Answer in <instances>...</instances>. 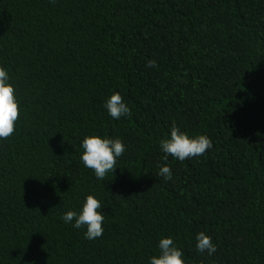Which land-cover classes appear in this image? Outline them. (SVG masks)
I'll list each match as a JSON object with an SVG mask.
<instances>
[{"label": "trees", "instance_id": "trees-1", "mask_svg": "<svg viewBox=\"0 0 264 264\" xmlns=\"http://www.w3.org/2000/svg\"><path fill=\"white\" fill-rule=\"evenodd\" d=\"M0 66L20 104L0 139V264H148L162 237L185 264H264V0H0ZM113 92L130 117L108 115ZM173 122L213 147L169 156L165 182ZM94 133L126 145L104 180L80 159ZM91 194L106 217L90 241L62 216Z\"/></svg>", "mask_w": 264, "mask_h": 264}, {"label": "clouds", "instance_id": "clouds-1", "mask_svg": "<svg viewBox=\"0 0 264 264\" xmlns=\"http://www.w3.org/2000/svg\"><path fill=\"white\" fill-rule=\"evenodd\" d=\"M147 67H158L155 60L147 62ZM104 107L108 115L114 120L122 117H130L131 109L123 100L119 92L113 94L105 101ZM20 117V104L15 92V86L10 82L7 69L0 66V139H7L13 135L16 123ZM259 135V134H258ZM213 147L211 140L206 135H189L173 122L170 134L162 139L159 144L161 159L164 161L159 166L157 175L165 182L173 179V173L168 166V158L184 161L188 158L205 154L206 150ZM80 157L85 168L94 171L98 180H104L106 175L116 170L117 161L126 151V145L122 138H109L99 134L84 137ZM106 215L102 208V202L95 194L87 195L78 211L68 210L62 220L70 224L74 229H86L84 237L87 240H95L103 235V224ZM159 254L150 256L148 264H185L184 253L176 245L173 238L162 237L158 242ZM196 250L199 253H207L212 256L216 251V244L212 237L202 231L196 235Z\"/></svg>", "mask_w": 264, "mask_h": 264}]
</instances>
